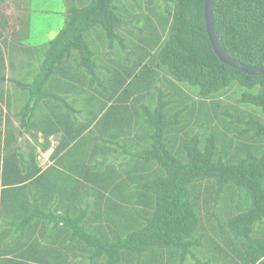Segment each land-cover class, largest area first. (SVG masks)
Listing matches in <instances>:
<instances>
[{
    "label": "trees",
    "instance_id": "obj_1",
    "mask_svg": "<svg viewBox=\"0 0 264 264\" xmlns=\"http://www.w3.org/2000/svg\"><path fill=\"white\" fill-rule=\"evenodd\" d=\"M26 2L0 0V264H264V73L218 59L204 0H63L37 45ZM211 14L264 66V0Z\"/></svg>",
    "mask_w": 264,
    "mask_h": 264
},
{
    "label": "rangeland",
    "instance_id": "obj_2",
    "mask_svg": "<svg viewBox=\"0 0 264 264\" xmlns=\"http://www.w3.org/2000/svg\"><path fill=\"white\" fill-rule=\"evenodd\" d=\"M26 3L31 9L27 43L37 45L53 38L64 22L66 9L63 0H27ZM13 9L11 3L4 11L12 13Z\"/></svg>",
    "mask_w": 264,
    "mask_h": 264
},
{
    "label": "water",
    "instance_id": "obj_3",
    "mask_svg": "<svg viewBox=\"0 0 264 264\" xmlns=\"http://www.w3.org/2000/svg\"><path fill=\"white\" fill-rule=\"evenodd\" d=\"M211 3L212 0H204V22H205V28L206 33L210 42V45L215 53V55L218 57V59L226 63L242 72H245L247 74H262L264 73V66H250L243 62L238 61L237 59L227 55L223 49L221 48L217 36L214 31L213 21H212V14H211Z\"/></svg>",
    "mask_w": 264,
    "mask_h": 264
},
{
    "label": "crops",
    "instance_id": "obj_4",
    "mask_svg": "<svg viewBox=\"0 0 264 264\" xmlns=\"http://www.w3.org/2000/svg\"><path fill=\"white\" fill-rule=\"evenodd\" d=\"M8 10V9H7ZM15 9H13V11H14ZM14 123L16 124V121L14 120ZM18 136H19V139H20V142L23 140V138L24 137H26L27 135L25 134V133H23L22 132V130L21 129H19L18 130ZM28 137V136H27ZM49 150L48 151H46V152H42V153H40V155H43V158L41 159V160H38V158H37V160L39 161V163L41 164V165H46V164H48V155H49Z\"/></svg>",
    "mask_w": 264,
    "mask_h": 264
},
{
    "label": "built area",
    "instance_id": "obj_5",
    "mask_svg": "<svg viewBox=\"0 0 264 264\" xmlns=\"http://www.w3.org/2000/svg\"><path fill=\"white\" fill-rule=\"evenodd\" d=\"M37 158L38 160H41L43 158V155H39Z\"/></svg>",
    "mask_w": 264,
    "mask_h": 264
}]
</instances>
